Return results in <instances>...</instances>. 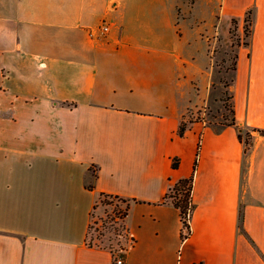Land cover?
Masks as SVG:
<instances>
[{"label": "crops", "instance_id": "obj_1", "mask_svg": "<svg viewBox=\"0 0 264 264\" xmlns=\"http://www.w3.org/2000/svg\"><path fill=\"white\" fill-rule=\"evenodd\" d=\"M183 1L0 0V264H116L89 239L103 194L131 202L124 264H264V0ZM248 13L235 124L188 120L207 94L179 21L194 19L210 72L212 47L234 20L242 34ZM196 161L183 240L167 195Z\"/></svg>", "mask_w": 264, "mask_h": 264}, {"label": "rangeland", "instance_id": "obj_2", "mask_svg": "<svg viewBox=\"0 0 264 264\" xmlns=\"http://www.w3.org/2000/svg\"><path fill=\"white\" fill-rule=\"evenodd\" d=\"M180 6L185 11L187 1L180 0ZM251 14L248 13L246 22L242 26V34L239 32L238 24H232L229 34V40H223L212 47L215 54L213 66L210 72L200 71V67L206 62L203 53V44L195 41L194 29L196 25L194 19L187 18L179 21V26L186 33L190 43H183L178 47L183 55L195 53V64L189 65V73L196 76L195 90L198 92L203 89L207 96L203 100L196 102V105H190L187 111V119L190 121L209 120L211 122L232 123L233 106L232 94L230 91V75L235 67L236 46L242 40L246 42L252 28ZM180 42V41H179ZM205 45V43H204ZM188 73V74H189ZM199 84V85H198ZM192 85L183 87L185 93L192 92ZM189 93V94H190ZM188 94V93H187ZM243 135L246 138V132ZM127 202L115 196H102L101 208L92 222L89 239L91 243L105 244L114 249L115 255L131 246L132 240L128 239L124 226V213Z\"/></svg>", "mask_w": 264, "mask_h": 264}, {"label": "trees", "instance_id": "obj_3", "mask_svg": "<svg viewBox=\"0 0 264 264\" xmlns=\"http://www.w3.org/2000/svg\"><path fill=\"white\" fill-rule=\"evenodd\" d=\"M236 24V20L233 22ZM232 124H235L234 121H232ZM187 129V123L185 121L182 122L180 125L179 133L180 135H184ZM264 132V129H254ZM247 137L245 138L243 135V131L240 130L239 132V138L242 140L246 145V151H248L252 145H253V134L251 131L246 132ZM179 164L178 158H174L173 160V166L177 167ZM197 169V161L194 164V171L193 173L186 178L180 179L171 189V191L168 193L167 197L170 198L171 202L180 210L182 222H183V231H182V239H187L191 234V217L193 215V211L196 207V204L194 202L193 198V182H194V176ZM102 196H113L109 194H103ZM118 197L125 202H127L126 210L124 213V217L128 214L129 208H130V200L122 198L120 196Z\"/></svg>", "mask_w": 264, "mask_h": 264}, {"label": "built area", "instance_id": "obj_4", "mask_svg": "<svg viewBox=\"0 0 264 264\" xmlns=\"http://www.w3.org/2000/svg\"><path fill=\"white\" fill-rule=\"evenodd\" d=\"M98 30L100 31V33L102 34H106L109 30H110V24L108 21L104 20L101 22V24L99 25ZM124 250H122L120 252V254L115 255V262L116 264H124L125 262V258H124Z\"/></svg>", "mask_w": 264, "mask_h": 264}]
</instances>
